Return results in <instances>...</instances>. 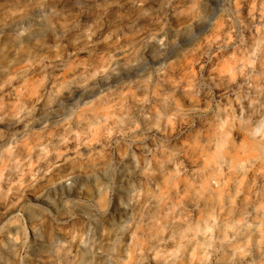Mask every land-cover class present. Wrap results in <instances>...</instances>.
Listing matches in <instances>:
<instances>
[{
    "label": "clouds",
    "instance_id": "clouds-1",
    "mask_svg": "<svg viewBox=\"0 0 264 264\" xmlns=\"http://www.w3.org/2000/svg\"><path fill=\"white\" fill-rule=\"evenodd\" d=\"M0 264H264V0H0Z\"/></svg>",
    "mask_w": 264,
    "mask_h": 264
},
{
    "label": "rangeland",
    "instance_id": "rangeland-1",
    "mask_svg": "<svg viewBox=\"0 0 264 264\" xmlns=\"http://www.w3.org/2000/svg\"><path fill=\"white\" fill-rule=\"evenodd\" d=\"M0 214L8 215V213L5 211L3 207H0Z\"/></svg>",
    "mask_w": 264,
    "mask_h": 264
}]
</instances>
